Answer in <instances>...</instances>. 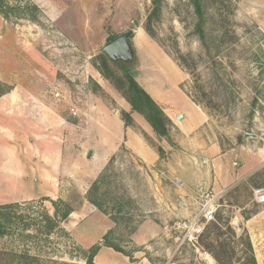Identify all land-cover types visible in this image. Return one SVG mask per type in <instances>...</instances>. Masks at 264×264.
<instances>
[{
	"label": "rangeland",
	"instance_id": "rangeland-1",
	"mask_svg": "<svg viewBox=\"0 0 264 264\" xmlns=\"http://www.w3.org/2000/svg\"><path fill=\"white\" fill-rule=\"evenodd\" d=\"M6 3L5 13L0 12V90L6 92L0 96V144L20 127V105L28 109L41 102L30 93L80 126L99 125L101 116L111 120L116 110L121 117L122 111H131L123 93L96 64L107 34L131 27L137 53L132 73L137 81L157 101L158 95H167L174 103L183 102L184 94L195 99L207 119L200 129V142L218 144L226 153L224 159L232 160L236 169L243 168L235 183L190 191L198 201L205 191L217 194L216 220L206 225L205 233L220 232L219 242L228 243V253L221 252V263L253 264L247 251L250 238L257 264H264V203L257 202L253 192L264 189V0H207L203 37L188 0H164L161 16L153 23L154 35L145 29L151 0ZM17 86L26 90V104L19 100ZM145 138L157 150L163 142L156 133L145 134ZM166 141L175 148L172 138ZM165 151L161 159L166 161L169 151ZM194 154L201 157V151ZM111 159L101 172L96 196L115 223L114 240L132 258L101 246L102 256L94 259L95 264H219L201 241L196 247L175 232V222L184 218L171 220L168 227L153 228L156 236L150 241L136 242L133 232L146 213L131 192H147L155 185L150 187L145 179L147 169L125 147ZM165 161L157 164L156 171H167ZM6 180L0 176V223L5 229L0 234V264H26L24 255L34 257L30 259L33 264H87L85 255L93 245L101 244L110 221L99 211L87 214L79 226L69 224V218L63 221L61 214L55 215L50 199L81 209L88 193L66 196L67 200L57 195L23 196L18 193L21 184L17 180ZM182 195L188 196L185 191ZM190 198V216L185 218L195 215L199 206ZM81 214L77 210L75 216ZM236 222L241 223L240 230Z\"/></svg>",
	"mask_w": 264,
	"mask_h": 264
},
{
	"label": "crops",
	"instance_id": "crops-1",
	"mask_svg": "<svg viewBox=\"0 0 264 264\" xmlns=\"http://www.w3.org/2000/svg\"><path fill=\"white\" fill-rule=\"evenodd\" d=\"M18 88V92H21L19 100L26 104V90ZM149 89L153 91L151 86ZM10 96L11 94L6 98ZM30 96L41 102L30 105L28 109L25 105L18 108V115L21 116L20 127L11 130L8 139L0 144V164L4 167L0 176L5 180H17V183L21 184L18 193L23 196L57 195L67 200L66 196L87 194L90 184L123 146L147 169L145 179L150 187L155 185V188L148 189L147 192H131V197L146 213V219L133 232L136 242L146 243L156 236L153 228L168 227L167 224L171 220L190 216L187 215L190 197L196 199L195 203H199L196 215L200 209L201 198L198 201L190 191L195 192L198 188L211 185L228 186L236 182L243 170L242 167L234 168L235 163L232 160L223 158L226 153L222 152L218 144L207 145L200 142L203 138L200 129L207 120L206 113L187 94H184L181 103H174L167 95L157 96L173 122L170 136L175 148L165 138L161 143V147L169 151L166 161L161 159L158 150L145 138V134L152 135L155 132L140 114H132L131 125H126L116 110L111 120L101 116L99 125L80 126L69 123L37 95L30 93ZM180 114L183 115L181 120L178 119ZM19 150L23 155H19ZM200 151L201 157L198 158L194 153ZM14 152L17 153L16 158L12 156ZM195 159L203 161L197 162ZM161 161L166 162L167 171H156L155 168ZM166 178L169 182H165ZM183 191L187 192L188 196L182 195ZM77 210H82L83 214L76 217ZM99 211L110 221L109 230L113 229V219L89 200L85 202L84 208L73 207L69 224L79 226L87 214ZM102 246L108 247L103 244ZM115 252L121 254L119 251ZM100 256L102 255L99 251L94 259L98 261ZM124 258L127 259L128 256L124 255Z\"/></svg>",
	"mask_w": 264,
	"mask_h": 264
},
{
	"label": "trees",
	"instance_id": "trees-1",
	"mask_svg": "<svg viewBox=\"0 0 264 264\" xmlns=\"http://www.w3.org/2000/svg\"><path fill=\"white\" fill-rule=\"evenodd\" d=\"M191 6L194 8L195 13L198 16V23H197V30L201 37L204 36V24L207 21V14H206V1L207 0H188ZM164 0H151V10L147 17V22L145 24V29L150 35H154L153 31V23L158 20L161 16L162 5ZM7 6L6 0H0V12L5 13V7ZM32 6V5H27ZM37 8L36 6H32ZM31 8V7H28ZM130 20V17L127 19ZM124 27V26H123ZM123 27L118 28L115 32H110L107 34L106 37V44L112 42L120 35L125 33L126 31L132 29L131 27L128 29H123ZM96 64L98 65L99 71L105 75L107 78L112 79L116 87L123 93L126 100L129 102L131 106V111H122V118L125 121L126 125H131L133 123L132 113L137 112L140 113L146 121L151 125L154 132L159 138H166L171 140L170 138V128L173 125L171 118L166 114L161 104L144 88L135 78V76L131 73L130 69L124 65H121L122 72L118 71L117 69L107 58V56L100 52L97 56ZM1 86V84H0ZM6 92L0 90V96L5 94ZM192 100L197 103L195 99ZM198 104V103H197ZM158 153L161 158L165 157L166 151L163 147H158ZM103 173V172H102ZM102 173L92 182L90 188L88 189L87 199L94 204L99 210L107 214V211L104 209L102 203L100 202L99 198L96 196L99 190V182L100 177H102ZM54 209L55 215H62L63 221L68 220L71 213L73 212L72 206L63 201V200H56L50 199ZM63 205H62V204ZM62 205V209L60 207ZM2 206H0V211ZM116 209H114L115 211ZM120 211V209H119ZM118 211V212H119ZM205 227V231H206ZM231 232L236 233L235 228L231 225L228 227ZM215 229H219V227L215 224ZM4 227L0 223V234L4 233ZM204 233L200 236V241L203 243L204 250L211 253L214 258L218 261L219 264H222L223 257L221 252L228 253V243L227 242H219V238L222 233ZM114 230L110 229L103 237V245L111 247L116 251L122 252L125 255L132 258V254L122 248L113 238ZM219 243V249L217 248V244ZM102 244H95L93 245L88 253L85 255V259L87 264H95L94 258L98 254L101 249ZM247 251L250 252L251 257L250 260L253 264H257L256 256L254 253L253 245L250 238L247 239ZM23 258L25 259L26 264H33L30 260V255H24ZM35 260V259H34Z\"/></svg>",
	"mask_w": 264,
	"mask_h": 264
},
{
	"label": "built area",
	"instance_id": "built-area-1",
	"mask_svg": "<svg viewBox=\"0 0 264 264\" xmlns=\"http://www.w3.org/2000/svg\"><path fill=\"white\" fill-rule=\"evenodd\" d=\"M56 96L59 97L60 93L57 92ZM73 113L76 114L77 112L73 110ZM253 192L257 202L264 203V189L255 188ZM217 209V194H214L213 191H205L201 195L198 213L191 218L176 221L174 225L175 231L182 235V240H186L198 247L200 236L204 233L206 225L216 220Z\"/></svg>",
	"mask_w": 264,
	"mask_h": 264
},
{
	"label": "water",
	"instance_id": "water-1",
	"mask_svg": "<svg viewBox=\"0 0 264 264\" xmlns=\"http://www.w3.org/2000/svg\"><path fill=\"white\" fill-rule=\"evenodd\" d=\"M134 32V29L126 31L101 49V52L107 56L117 69L120 70L121 65H124L130 69L131 73L137 62V53L132 40ZM182 118L183 115L180 114L178 119L181 120ZM236 225L239 230L242 228L241 223L236 222Z\"/></svg>",
	"mask_w": 264,
	"mask_h": 264
}]
</instances>
